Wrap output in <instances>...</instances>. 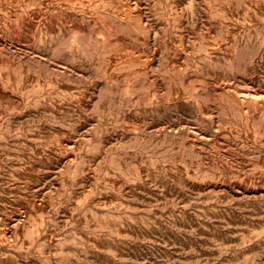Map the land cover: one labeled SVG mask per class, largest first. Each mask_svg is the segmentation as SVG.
<instances>
[{
  "label": "rangeland",
  "instance_id": "374dc122",
  "mask_svg": "<svg viewBox=\"0 0 264 264\" xmlns=\"http://www.w3.org/2000/svg\"><path fill=\"white\" fill-rule=\"evenodd\" d=\"M122 1L79 0L67 36L0 3V264H264V0Z\"/></svg>",
  "mask_w": 264,
  "mask_h": 264
},
{
  "label": "bare ground",
  "instance_id": "6f19581e",
  "mask_svg": "<svg viewBox=\"0 0 264 264\" xmlns=\"http://www.w3.org/2000/svg\"><path fill=\"white\" fill-rule=\"evenodd\" d=\"M91 1L96 5V4H98V3H102V2L108 3V2L115 1L114 3H116V2H119V1H121V0H91ZM141 1H143V0H141ZM149 1H150V0H149ZM149 1L146 0V2H149ZM151 1H154V0H151ZM163 1H164V0H163ZM167 1H168V0H167ZM76 2L78 3L79 0H0L1 5H2V4H5V5L8 6V8L13 7L14 9L16 8V9H18V10L23 9L22 7H28L29 5H30V7H33V6H31L32 4H33V5H36V6H37L38 13H40V14L42 15V16H38V19H40V17H42V20L40 19V21H42V23L44 22V23H43V26H42V27H44V28H43V31H44V30H47L48 33L50 32V33H55V34H56V33H57V34H63V33H65V35H63V36H67V35H66L67 32L70 31V30H72L73 28L70 29V30H68L67 24H66V26H65V24L62 23L63 20H62V22H61L60 20H58V21H60V22H57V20H55V19H56L55 17H60L61 15L66 14V13H68L67 15H69V14H71L70 12H71L72 10L76 12V11H77V9L75 8V3H76ZM122 2H123V1H122ZM227 2H228V1H227ZM247 2H248V1H247ZM77 3H76V4H77ZM123 3H126V4L131 3V4L134 5L136 2L134 1V3H133V1L130 2V0H125V2H123ZM141 3H142V2H141ZM167 3H168V2H167ZM50 4H53L54 6L52 5V7H50V6H49ZM87 4H88V3H87ZM108 4H109V3H108ZM136 4H138V3H136ZM136 4H135V5H136ZM149 4H150V3H149ZM149 4L146 3L145 5H149ZM217 4H218V3H217ZM238 4H239V3H238ZM1 5H0V6H1ZM116 5H117V6L119 5V7H120L121 4L118 3V4H116ZM135 5H134V6H135ZM153 5H154V4H153ZM158 5H159V2H158ZM167 5H169V4H167ZM7 6H5V7H7ZM77 6H78V5H77ZM79 6H80V4H79ZM85 6H86V3L83 1V2H82V10L85 8ZM96 6H99V5H96ZM96 6H94V7H96ZM129 6H130V5H129ZM159 6H161V5H159ZM30 7H29V8H30ZM38 7H39L40 9H38ZM111 7H112V6H111ZM136 7H137V6H136ZM167 7H168V6H167ZM216 7H217V6H216ZM0 8H1V7H0ZM13 8H12V9H13ZM88 8H89V7H87V9H88ZM91 8H92V7H91ZM97 8H98V7H97ZM99 8H100V7H99ZM129 8H130V7H129ZM131 8H134V7H131ZM140 8H141V7H140ZM5 9H6V8H5ZM5 9H4V10H5ZM100 9H101V8H100ZM106 9H107V7H106ZM106 9H104V12H105ZM125 9H127V8H125ZM125 9H124V10H125ZM142 9H143V8H142ZM149 9H150V8H149ZM231 9H232V8H231ZM2 10H3V9H2ZM78 10H81V9H78ZM88 10H89V9H88ZM91 10H92V9H91ZM102 10H103V9H102ZM124 10H123V11H124ZM133 10L136 12L135 8H134ZM140 10H141V9H140ZM13 11H14V10H13ZM86 11H87V10H86ZM97 11H98V10H97ZM110 11H111V10H110ZM117 11H118V9H117ZM121 11H122V8H121ZM4 12H5V11H4ZM8 12H9V11H8ZM8 12H7V11L5 12V13L7 14V16H8V15H11V14H10L11 12H10L9 14H8ZM84 12H85V11H84ZM94 12H95V11H94ZM107 12H108V11H107ZM118 12H119V11H118ZM126 12H127V11H126ZM138 12H139V11H138ZM0 13H1V12H0ZM5 13L2 14V15H6ZM90 13H91V12H90ZM98 13H100V12H98ZM119 13H120V12H119ZM136 13H137V12H136ZM142 13H143V12H141L140 15H142ZM13 14H14V13H12V15H13ZM24 14L28 15V13H24ZM33 14H34V13H33ZM36 14H37V13H36ZM40 14H39V15H40ZM93 14H95V13H93ZM96 14H97V12H96ZM100 14H102V13H100ZM104 14H105V13H104ZM117 14H118V13H117ZM122 14H124V13H122ZM131 14H132V13H131ZM0 15H1V14H0ZM2 15H1V16H2ZM29 15H30V14H29ZM37 15H38V14H37ZM102 15H103V14H102ZM106 15H107V14H106ZM108 15H109V14H108ZM133 15H134V14H133ZM221 15H222V14H221ZM1 16H0V19H1ZM24 16H25V15H24ZM33 16H34V18H35L36 15L34 14ZM74 16H75V14H74ZM113 16H114V15H113ZM136 16H137V15H136ZM143 16H144V15H143ZM3 17H4V16H3ZM13 17H14V15H13ZM16 17H17V15H16ZM19 17H23V16H20V15H19ZM19 17H18V18H19ZM30 17H32V16H30ZM65 17H66V16H65ZM79 17H80V16H79ZM79 17H78V19H75V20L78 21V20H79ZM105 17H106V16H105ZM111 17H112V16H111ZM121 17H123V16H121ZM124 17H125V16H124ZM130 17H131V16H130ZM5 18H6V17H5ZM8 18H9V17H8ZM14 18H15V17H14ZM18 18H17V19H18ZM24 18H26V17H24ZM28 18H29V17H28ZM61 18H62V17H61ZM67 18H68V17H67ZM72 18H73V17H72ZM72 18H71V19H72ZM81 18H82V17H81ZM81 18H80L79 21H81ZM83 18H84V17H83ZM95 18H96V17H95ZM112 18H114V17H112ZM29 19L31 20V18H29ZM58 19H59V18H58ZM90 19H91V18H90ZM100 19H101V18H100ZM116 19H118V18H116ZM142 19H143V18H142ZM144 19H145V17H144ZM151 19H152V18H151ZM155 19H156V18H155ZM157 19H158V18H157ZM190 19H191V18H190ZM4 20H5V19H4ZM4 20H3V21H4ZM7 20H8V19H7ZM9 20H10V18H9ZM9 20H8V21H9ZM11 20H12V19H11ZM18 20H19V19H18ZM36 20H37V19H36ZM75 20H74V21H75ZM91 20H92V19H91ZM109 20H110V19H109ZM114 20H115V19H114ZM118 20H122V19H118ZM118 20H117V21H118ZM139 20H140V19H139ZM12 21H13V20H12ZM20 21H23V18H22V20H20ZM31 21H32V20H31ZM31 21H30V22H31ZM34 21H35V20H34ZM37 21H38V20H37ZM85 21H86V20H85ZM97 21H99V19H98ZM14 22H16V21H14ZM92 22H93V21H92ZM112 22H113V21H112ZM118 22H119V21H118ZM118 22H117V23H118ZM129 22H130V21H129ZM139 22H141V21H139ZM0 23H1V22H0ZM4 23H7L6 20H5V22H3V24H4ZM11 23H12V22H11ZM22 23H23V22H22ZM25 23H27V21H25ZM25 23H23V24H25ZM33 23H34V22H33ZM33 23H31V24L34 25ZM80 23H81V22H80ZM95 23H96V22H95ZM95 23H92V24H95ZM101 23H102V20H101ZM105 23H106V22H105ZM114 23H115V22H114ZM124 23H125V22H124ZM132 23L135 24V23H137V21H136L135 23H134L133 21H131V24H132ZM144 23H145V21L143 22V24H144ZM148 23H149V22H148ZM157 23H158V22H157ZM174 23H175V21H174ZM177 23H178V22H177ZM3 24H1V25H2V28H3ZM13 24H14V23H12V25H13ZM68 24H69V23H68ZM106 24H107V23H106ZM108 24H109V23H108ZM126 24H128V23L126 22ZM133 24H132V25H133ZM141 24H142V23H141ZM141 24H140V25H141ZM17 25H18V23H17ZM36 25H37V24L35 23V26H34V27H36ZM41 25H42V24H41ZM69 25H71V24H69ZM76 25H77V23H76ZM78 25H80V24H78ZM78 25H77V26H78ZM85 25H86V24H84V28H85ZM87 25H88V24H87ZM97 25H98V24H97ZM104 25H105V24H104ZM109 25H110V24H109ZM114 25H115V24H114ZM122 25H123V21H122ZM147 25H148V24H147ZM15 26H16V25H15ZM90 26H91V25H90ZM90 26H89V27H90ZM92 26H93V25H92ZM95 26H96V25H95ZM95 26H94V27H95ZM98 26H99V25H98ZM117 26H118V25H117ZM142 26H143V25H142ZM148 26H149V29H150V26H151V25H148ZM154 26H155V25H154ZM179 26H180V25H179ZM10 27H11V26H10ZM10 27H8V28H10ZM23 27H24V25H23ZM42 27L40 26L39 28H42ZM69 27H70V26H69ZM86 27H87V26H86ZM94 27H93L92 29H95ZM100 27H101V26H99V28H100ZM114 27H115V26H113V28H114ZM129 27H130V26H129ZM129 27H128V28H129ZM137 27H138V26H137ZM159 27H160V26H159ZM175 27H176V26H175ZM223 27H224V26H223ZM223 27H222V28H223ZM225 27H226V26H225ZM12 28H13V27H12ZM30 28H31V25H30ZM30 28H27V29H28V30H31ZM70 28H71V27H70ZM105 28H106V27H105ZM113 28H111V29L113 30ZM131 28H132V27H131ZM135 28H136V27H134V29H135ZM152 28H153V25H152ZM152 28H151V29H152ZM156 28H158V27H156ZM18 29H19V27H18ZM23 29H24V28H23ZM33 29H34V28H33ZM80 29H81V28H80ZM85 29H86V28H85ZM88 29H90V28H88ZM96 29H97V28H96ZM100 29H101V28H100ZM102 29H103V27H102ZM102 29H101V30H102ZM119 29H120V28H119ZM125 29H127V27H125ZM164 29H165V28H164ZM164 29H163V30H164ZM171 29H172V28H171ZM175 29H176V28H175ZM7 30H9V29H7ZM12 30H13V29H12ZM19 30H20V29H19ZM35 30H36V28H35ZM39 30H40V29H39ZM90 30H91V29H90ZM130 30H131V29H130ZM160 30H162V29H160ZM179 30H181V27H180ZM224 30H225V28H224ZM25 31H26V29H25ZM32 31H33V30H32ZM47 31H46V32H47ZM83 31H84V30H83ZM95 31H96V30H95ZM114 31L116 32V29H115ZM151 31H152V30H151ZM10 32H11V30H10ZM20 32H21V31H20ZM28 32H29V31H28ZM28 32H26V33H28ZM79 32H80V31H79ZM85 32H87V31H85ZM111 32H112V31L110 30L109 33H111ZM124 32H126V31L124 30ZM131 32H132V31H131ZM158 32H159V31H158ZM158 32H157V33H158ZM172 32H173V31H172ZM175 32H176V31H175ZM235 32H236V31H235ZM29 33H31V32H29ZM32 33H33V32H32ZM37 33H38V32H37ZM39 33H40V31H39ZM39 33H38V34H39ZM50 33H49V34H50ZM69 33H71V31H70ZM93 33H94V32H93ZM118 33H119V32H118ZM132 33H133V32H132ZM152 33H153V31H152ZM176 33H177V32H176ZM181 33H182V32H181ZM221 33H222V32H221ZM228 33H229V32H228ZM233 33H234V32H233ZM11 34H12V33H11ZM18 34H19V33H18ZM44 34H46V33H44ZM97 34H98V32H97ZM104 34H105V33H104ZM122 34H123V33H122ZM128 34H129V32H128ZM133 34H135V33H133ZM178 34H179V32H178ZM31 35H32V34H30V36H31ZM39 35H41V34H39ZM74 35H75V34H74ZM74 35H72V36H74ZM78 35H79V34H78ZM87 35H89V34H87ZM116 35H117V34H116ZM155 35H156V34H155ZM157 35H158V34H157ZM159 35H160V34H159ZM171 35H172V34H171ZM173 35H174V33H173ZM179 35H180V34H179ZM224 35H225V34H224ZM231 35H232V34H231ZM23 36H24V35H23ZM26 36L29 37L28 35H26ZM34 36H35L34 38L36 39V36H37V35H34ZM48 36H49V35L47 34L46 37H48ZM72 36L69 34V37H71V39H72ZM75 36H76V35H75ZM99 36H100V35H99ZM107 36H108V34H107ZM111 36H112V35H111ZM124 36H125V35H124ZM124 36H123V39H124ZM142 36H143V35H142ZM175 36H176V35H175ZM233 36H234V38H235V34H234ZM31 37H32V36H31ZM50 37H51V36H50ZM81 37H82V36L80 35V36H79V39H81ZM105 37H106V35H105ZM114 37H115V36H114ZM114 37H113V38H114ZM139 37H141V36H139ZM155 37H156V36H155ZM160 37H161V36H160ZM32 38H33V37H32ZM32 38H31V39H32ZM38 38H39V36H38ZM38 38H37V39H38ZM61 38H64V37L61 36ZM74 38H75V37H74ZM82 38H84L83 40H85V35H84V37H82ZM86 38H87V36H86ZM96 38H97V37H95V39H96ZM127 38H128V37H127ZM137 38H138V37H137ZM141 38H142V37H141ZM141 38L139 39V41L141 40ZM150 38H152V37H150ZM232 38H233V37H232ZM3 39H4V38H3ZM22 39H23V38H22ZM40 39H41V38H40ZM44 39H46V38H44ZM71 39H70V41H71ZM75 39H76V38H75ZM75 39H72V40H75ZM98 39H99V37H98ZM102 39L104 40V38H101L99 41H101ZM116 39H119V38L117 37ZM116 39L114 38V40H116ZM128 39H130V38H128ZM135 39H136V38H135ZM158 39H159V38H158ZM160 39H161V38H160ZM171 39H172V37H171ZM177 39H178V37H177ZM221 39H222V38H221ZM38 40H39V39H38ZM46 40H47V39H46ZM50 40H52V39H50ZM60 40H62V39H60ZM67 40L69 41V38H68ZM86 40H87V39H86ZM174 40H175V39H174ZM178 40H180V39H178ZM182 40H183V39H182ZM235 40H236V39H235ZM10 41H11V40H10ZM42 41H43V39L40 40V43H42ZM47 41H49V38H48ZM47 41H45V42H47ZM64 41H65V40H64ZM75 41H76V40H75ZM75 41H73V42H75ZM112 41H113V40H112ZM130 41H131V40H130ZM151 41H152V40H151ZM206 41H207V40H206ZM233 41H234V40H233ZM245 41H246V40H245ZM52 42H53V41H52ZM71 42H72V41H71ZM73 42H72V43H73ZM79 42L81 43V45L83 44V43H82L81 41H79V40H78V43H77V41H76V44H79ZM87 42H88V41H87ZM96 42H97V41H96ZM96 42H95V43H96ZM121 42H122V41H121ZM144 42H145V41H144ZM156 42H157V41H156ZM158 42H159V41H158ZM158 42H157V43H158ZM178 42H179V41H178ZM191 42H192V41H191ZM3 43H4V42H3ZM50 43H51V42H50ZM66 43H67V42H66ZM122 43H123V42H122ZM124 43H125V42H124ZM134 43H135V42H134ZM139 43H140V42H139ZM141 43H142V41H141ZM141 43H140V44H141ZM151 43H152V42H151ZM176 43H177V40H176ZM179 43H180V42H179ZM189 43H190V42H189ZM192 43H193V42H192ZM196 43H197V42H196ZM231 43H232V42H231ZM21 44H22V43H21ZM51 44H52V43H51ZM54 44H55V43H54ZM69 44H70V42L68 43V45H69ZM84 44H85V43H84ZM84 44H83V46H84ZM97 44H98V43H97ZM102 44H103V43H102ZM135 44L137 45L138 42H136ZM153 44H154V43H153ZM174 44H175V43H174ZM204 44H205V43H204ZM233 44H234V43H233ZM52 45H53V44H52ZM52 45H51V47H52ZM58 45H59V44H58ZM72 45L74 46V44H72ZM98 45H99V44H98ZM105 45H106V44L102 45V48L105 49V51H108L107 49H109V48H108L109 46L106 47V48H107V49H106V48H105ZM109 45H110V43H109ZM128 45H129V43H128ZM143 45H145V44H143ZM151 45H152V44H151ZM205 45H206V44H205ZM207 45H208V44H207ZM70 46H71V45H70ZM76 46H77V45H76ZM76 46H74V47H72V48H75ZM83 46H82V47H83ZM103 46H104V47H103ZM111 46H112V44H111ZM123 46H124V45H123ZM132 46H133V45H132ZM132 46H131V48H132ZM145 46H147V45H145ZM145 46H144V47H145ZM153 46H154V45H152V47H153ZM176 46H177V44H176ZM176 46H175V47H176ZM201 46H202V45H201ZM53 47H54V46H53ZM66 47H69V46H66ZM127 47H128V46H127ZM175 47H174V49H175ZM178 47H179V46H178ZM178 47H177V48H178ZM180 47H181V46H180ZM182 47H183V46H182ZM184 47H185V46H184ZM206 47H207V46H206ZM231 47H232V46H231ZM56 48H58V47H56ZM77 48H78V47H77ZM77 48H76V49H77ZM84 48H87L86 45H85ZM121 48H123V47H121ZM146 48H147V47H146ZM194 48H195V47H194ZM53 49H55V47H54ZM90 49H91V48H90ZM94 49H95V48H94ZM115 49H116V47H115ZM178 49H180V48H178ZM207 49H208V47L206 48V50H207ZM209 49H210V48H209ZM17 50H18V49H17ZM78 50H79V48H78ZM78 50H75V54H76V51H78ZM85 50H86V49H85ZM87 50H89V48H88ZM87 50H86V51H87ZM139 50H140V49H139ZM149 50H151V52H152V49L149 48ZM183 50H184V48H183ZM210 50H211V49H210ZM52 51L54 52V50H52ZM67 51H68V50H67ZM80 51H81V50H80ZM92 51H94V50L92 49ZM100 51H101V50H100ZM146 51H148V50L146 49ZM174 51H175V50H174ZM179 51H180V50H179ZM199 51H200V50H199ZM203 51H204V50H203ZM56 52H57V51H56ZM71 52H72V51H71ZM71 52H70V53H71ZM78 52H79V51H78ZM78 52H77V53H78ZM109 52H113V53L111 54V56L113 55L114 57H115V56L117 57L118 55H121L122 57L127 56V60H128V57L131 58V57L133 56V51L131 52V51H129V49L127 50V49L125 48V46H124V52H123L122 50H121V51H119V50H110V51H108L107 53L109 54ZM120 52H122V53H120ZM148 52H150V51H148ZM208 52H209V50H208ZM210 52H212V51H210ZM50 53H52V52H50ZM80 53H81V52H80ZM104 53H105V52H104ZM142 53H143L142 51H139L138 54H141V55H142ZM145 53H146V52H145ZM145 53H143V54H145ZM181 53H182V52H181ZM87 54L89 55V52H88V51H87ZM98 54H99V53H98ZM174 54H175V53H174ZM176 54H177V53H176ZM178 54H179V53H178ZM192 54H193V52H192ZM192 54H191V52H190L188 55L192 56ZM76 55H77V54H76ZM106 55H107V54H106ZM180 55H181V54H180ZM184 55H186V54H184ZM212 55H213V54H212ZM58 56H59V55H58ZM72 56H74V54H73ZM77 56H78V55H77ZM89 56H90V55H89ZM89 56H87V57H89ZM92 56H93V55H92ZM101 56H102V55H101ZM111 56H110V57H111ZM134 56H135V54H134ZM137 56H140V55H137ZM137 56H136V57H137ZM149 56H150V55H149ZM151 56H152V55H151ZM154 56H155V54H154ZM202 56H203V55H202ZM210 56H211V55H210ZM34 57H35V55H34ZM63 57H64V56H63ZM75 57H76V56H75ZM108 57H109V56H108ZM108 57L106 56V58H108ZM110 57H109V58H110ZM114 57H113V58H114ZM181 57H182V56H181ZM200 57H201V56H200ZM203 57H204V56H203ZM206 57H207V56H206ZM206 57H205V58H206ZM212 57H213V56H212ZM47 58H48V57H47ZM60 58H61V57H60ZM64 58H65V57H64ZM82 58H86V57H82ZM95 58H96V57H95ZM103 58H104V56H103ZM109 58H108V59H109ZM118 58H119V57H118ZM141 58H142V57H141ZM172 58H173V56H172ZM178 58H179V57H178ZM178 58H177V59H178ZM207 58H208V57H207ZM38 59H39V58H38ZM77 59H78V58H77ZM86 59H87V58H86ZM90 59H92V58H90ZM96 59H98V58H96ZM108 59H107V61L109 62L110 60H108ZM110 59L112 60V57H111ZM116 59H117V58H116ZM125 59H126V58H125ZM134 59H135V57H134ZM134 59H133V60H134ZM88 60H89V59H88ZM99 60H100V59H99ZM99 60H98V61H99ZM101 60H102V57H101ZM120 60H121V59H120ZM120 60H119V62H120ZM129 60H130V59H129ZM147 60H148V59H147ZM147 60H146V62H147ZM211 60H212V59H211ZM94 61H96V60H94ZM113 61H114V60H113ZM131 61H132V60H131ZM131 61H129V62H131ZM138 61H139V60H138ZM173 61H174V64H175V63H177V62H175V61H178V60H173ZM173 61H172V62H173ZM190 61H192V60L190 59ZM104 62H106V60H105ZM119 62H118L117 64H120ZM123 62H124V61H123ZM129 62H128V63H129ZM192 62H193V61H192ZM204 62H205V61H204ZM212 62H213V61H212ZM214 62H216V61H214ZM257 62H258V61H257ZM60 63H61V62H60ZM84 63H85V62H84ZM91 63H92V62H91ZM102 63H103V62H102ZM102 63H101V64H102ZM113 63H114V62H113ZM124 63H125V62H124ZM124 63H123V65H125V64L128 65V63H125V64H124ZM206 63H207V61H206ZM209 63H211V62L209 61ZM235 63H236V62H235ZM62 64H63V63H62ZM115 64H116V63H115ZM182 64H183V63H182ZM185 64H186V63H185ZM57 65H58V64H57ZM107 65H108V64H107ZM121 65H122V64H121ZM149 65H150V64H149ZM175 65H177V64H175ZM191 65H192V64H191ZM253 65H255V64H253ZM55 66H56V65H55ZM63 66H66V65L64 64ZM87 66H88V64H87ZM92 66H93V65H92ZM92 66H90V67H92ZM143 66H144V64H143ZM108 67H110V66L108 65ZM111 67H112V66H111ZM120 67H121V66H120ZM120 67L118 66V67H116V68H120ZM168 67H169V66H168ZM181 67H182V66H181ZM188 67H189V66H188ZM188 67H186V68H188ZM102 68H103V67H102ZM104 68L107 69V67H104ZM104 68H103V69H104ZM123 68H125V66H124V67L122 66L121 69H123ZM134 68H135V67H134ZM134 68H133V69H134ZM136 68H137V67H136ZM142 68H143V67H142ZM174 68H175V67H174ZM245 68H246V67H245ZM82 69H83V68H82ZM93 69H94V66H93ZM95 69H97V68H95ZM111 69L113 70V68H111ZM111 69H110V71H112ZM131 69H132V68H131ZM138 69H139V68H138ZM63 70H64V69H63ZM65 70H66V68H65ZM65 70H64V71H65ZM116 70H117V69H116ZM129 70H130V69H129ZM142 70H143V69H142ZM106 71H108V70H106ZM114 71H115V70H114ZM114 71H112V72L114 73ZM145 71H146V70H145ZM180 71H181V70H180ZM182 71H183V70H182ZM142 72L144 73V71H142ZM108 73H110V72H108ZM19 74H20V73H19ZM98 74H99V73H98ZM181 74H183V73H181ZM84 76H85V75H84ZM103 76H104V75H103ZM182 77H184V76L182 75ZM186 78H187V77H186ZM176 79L178 80V77H177ZM237 79H238V78H237ZM239 79H240V78H239ZM245 79H246V78H245ZM55 80H56V79H55ZM158 80H159V79H158ZM240 80H241V79H240ZM240 80H239V81H240ZM250 80H251V79H250ZM5 81H6V80H5ZM160 81H161V80H160ZM179 81H180V80H179ZM185 81H186V80H185ZM185 81H184V83H185ZM231 81H232V80H231ZM246 81H247V80H246ZM1 82H2V81H1ZM186 82H187V81H186ZM240 82H241V81H240ZM242 82H244V81H242ZM86 83H87V82H86ZM180 83H181V82H180ZM180 83H179V84H180ZM222 83H223V82H222ZM195 84H196V83H195ZM205 84H206V83H205ZM245 84H248V83L246 82ZM186 85H187V84H186ZM197 85H198V84H197ZM206 85H207V84H206ZM256 85H257V84H256ZM0 86L2 87L1 84H0ZM182 86H183V85H182ZM202 86H203V85H202ZM224 86H226V85H224ZM238 86H239V85H238ZM187 87H188V86H187ZM244 87H245V86H244ZM197 88H198V87H197ZM209 88H210V86H209ZM209 88H208V89H209ZM195 89H196V88H195ZM251 89H252V88H251ZM3 90H4V88H3ZM243 90H245V89L243 88ZM247 90L249 91L250 89H247ZM0 91H1V90H0ZM200 91H201V90H200ZM213 91H214V90H213ZM250 91H251V90H250ZM5 92H6V91H5ZM198 92H199V90H198ZM203 92H204V91H203ZM208 92H209V91H208ZM211 92H212V91H211ZM211 92H210V93H211ZM239 92H240V91H239ZM255 92H256V91H255ZM200 93H201V92H200ZM235 93H236V92H235ZM249 93H250V92H249ZM5 94H6V93H5ZM5 94H4V95H5ZM212 94H213V93H212ZM233 94H234V93H233ZM241 94H242V96H243L244 93L241 92ZM4 95H3V96H4ZM210 95H211V94H210ZM246 95H247V94H246ZM248 95H249V94H248ZM248 95H247V96H248ZM250 95H251V94H250ZM250 95H249V97H252V96H253V95H252V96H250ZM8 96H9V95H8ZM205 96H206V95H205ZM211 96H213V95H211ZM211 96H209V97H211ZM220 96H221V95H220ZM220 96H219V97H220ZM234 96H235V95H233V97H234ZM254 96H255V94H254ZM257 96H258V95H257ZM6 97H7V96H6ZM244 97H245V98L242 99V101H243V100H244V101L246 100V96H244ZM249 97H247V98L249 99ZM255 97H256V96H255ZM10 98H11V97H10ZM211 98H215V96H214V97H211ZM216 98H217V97H216ZM226 98H227V97H226ZM238 98H239V97H238ZM238 98H236L237 101H238ZM240 98H242V97H240ZM257 98H258V97H257ZM1 99H2V94H1ZM4 99H5V98H4ZM7 99H8V98H6V100H7ZM224 99H225V98H224ZM224 99H223V100H224ZM2 100H3V99H2ZM212 100H214V99H212ZM215 100H216V99H215ZM218 100H219V99H218ZM218 100H217V101H218ZM227 100H228V99H227ZM252 100H254V97L252 98ZM263 100H264V99H263ZM263 100H262V101H263ZM10 101H11V99H10ZM229 101H230V100H229ZM233 101H234V100H233ZM256 101H257V99H256ZM253 102H254V101H253ZM260 102H261V101H260ZM229 103H230V102H229ZM248 103H249V102H248ZM254 103H255V102H254ZM254 103H253V104H254ZM256 103H258V102H256ZM263 103H264V101H263ZM245 104H246V103H245ZM211 105H212V104H211ZM241 105H242V104H241ZM246 105H247V104H246ZM249 105H250V104H249ZM254 105H255V104H254ZM254 105H252V106H250V107H253ZM256 105H259V104H256ZM260 105H261V104H260ZM223 107H224V106H223ZM242 107H243V106H241V109H242ZM255 107H256V106H255ZM238 108H239V106H238ZM243 108H244V107H243ZM263 108H264V107H263ZM247 109H248V108H247ZM0 110H1V109H0ZM242 110H246V109H242ZM260 110H261V109H260ZM201 111H202V110H201ZM227 112H228V111H227ZM229 112H230V110H229ZM208 113H209V112H208ZM208 116H209V115H208ZM241 116H242V115H241ZM0 119H1V118H0ZM244 119H245V118H244ZM199 120H200V119H199ZM235 120H236V119H235ZM239 120H240V119H239ZM244 121H246V120H244ZM86 124H87V123H86ZM203 125H204V124H203ZM203 125H202V126H203ZM208 125H209V124H208ZM236 125H237V124H236ZM242 125H245V124H242ZM237 126L240 127V125H237ZM156 127H157V126H156ZM205 127H206V126H205ZM245 127H246V126H245ZM61 128H62V127H61ZM242 128H243V127H242ZM242 128H241V129H242ZM206 129H207V127H206ZM209 129H210V127H209ZM233 129H234V128H233ZM235 129H236V128H235ZM247 129H248V128H247ZM154 130H155V129H154ZM160 130H161V129H160ZM191 130H192V129H191ZM236 130H238V129H236ZM145 131H146V130H145ZM238 131H239V130H238ZM244 131H245V130H244ZM244 131H243V132H244ZM139 132H140V131H139ZM190 132H192V131H190ZM232 132H233V131H232ZM247 132H248V131H247ZM255 132L258 133L257 131H255ZM64 133H65V132H64ZM192 133H193V132H192ZM263 133H264V132H263ZM185 134H186V133H185ZM194 134H195V133H194ZM223 134H224V133H223ZM241 134H243V133L241 132ZM62 135H63V134H62ZM192 135H193V134H192ZM192 135H191V136H192ZM195 135H198V133L195 134ZM206 135H207V134H206ZM243 135H244V134H243ZM247 135H248V133H247ZM247 135H246V136H247ZM263 135H264V134H263ZM236 136H237V135H236ZM238 136H239V135H238ZM241 136H242V135H241ZM241 136H240V138H241ZM251 136H253L252 133H251ZM256 136H257V135H256ZM193 137H194V136H193ZM198 137H199V136H198ZM39 138H40V137H39ZM58 138H59V137H58ZM200 138H201V137H200ZM204 138H206V137H202V139H204ZM217 138H218V137H217ZM15 139H16V138H15ZM114 139H115V138H114ZM194 139H195V138H194ZM194 139H193V140H194ZM208 139H209V138H208ZM258 139H259V138H258ZM18 140H19V139H18ZM22 140H23V139H22ZM198 140H199V139H198ZM259 140H260V139H259ZM20 141H21V140H20ZM186 141H187V140H186ZM196 141H197V139H196ZM201 141H202V140H201ZM58 142H59V141H58ZM198 142H199V141H198ZM240 142H241V140H240ZM257 142H258V141H257ZM24 143H25V142H24ZM65 143H66V142H65ZM183 143H184V142H183ZM193 143H194V142H193ZM196 143H197V142H196ZM204 143H205V142H204ZM208 143H209V141H208ZM241 143H243V142H241ZM259 143H260V142H259ZM21 144H23L22 141H21ZM73 144H74V143H73ZM19 145H20V144H19ZM200 145H201V144H200ZM23 146H24V145H23ZM181 146H183V144H182ZM186 146H187V145H186ZM192 146H193V145H192ZM202 146H203V145H202ZM228 146H229V145H228ZM259 146H260V145H259ZM259 146H258V147H259ZM2 147H3V146H0V148H2ZM24 147H25V146H24ZM24 147H23L22 149H24ZM30 147H31V145H30ZM188 147H189V146H188ZM230 147H231V146H230ZM6 148H8V147H6ZM20 148H21V147H20ZM20 148H19V149H20ZM185 148H186V147H185ZM131 149H132V148H131ZM20 150H21V149H20ZM200 150H201V149H200ZM207 150H208V149H207ZM38 151H39V150H38ZM184 151H185V149H184ZM191 151H192V150H191ZM193 151H194V150H193ZM208 151H209V150H208ZM210 151H211V150H210ZM25 152H26V151H25ZM25 152H24V153H25ZM36 152H37V151H36ZM180 152H181V151H180ZM185 152H186V151H185ZM195 152H196V151H195ZM24 153H23V154H24ZM26 153H27V152H26ZM40 153H41V151H40ZM46 153H48V152H46ZM175 153H176V152H175ZM175 153H174V154H175ZM208 153H209V152H208ZM239 153H240V152H239ZM9 154H10V153H9ZM28 154H29V153H28ZM199 154H200V153H199ZM248 154H249V153H248ZM2 155H3V154H2ZM2 155H0V156H2ZM19 155H20V154H19ZM26 155H27V154H26ZM29 155H30V154H29ZM4 156H5V155H4ZM11 156H12V155H11ZM44 156H45V155H44ZM177 156H178V155H177ZM211 156H212V155H211ZM224 156H225V155H224ZM71 157H72V156H71ZM203 157H204V156H203ZM228 157H229V156H228ZM5 158H6V156H5ZM98 158H99V157H98ZM200 158L202 159V157H200ZM6 159H7V158H6ZM92 159H93V158H92ZM248 159H249V158H248ZM0 160L3 161L2 158H0ZM11 160H12V159H11ZM13 160H14V158H13ZM27 160H28V159H27ZM38 160H39V158H38ZM98 160H99V159H98ZM98 160H97V161H98ZM230 160H231V159H230ZM19 161H20V160H19ZM19 161H18V163L20 164ZM23 161H24V160H23ZM28 161H29V160H28ZM43 161H44V158H43ZM73 161H74V160H73ZM99 161H101V159H100ZM200 161H202V160H200ZM205 161H207V160H205ZM8 162H9V160H8ZM14 162H15V161H14ZM39 162H41V160H39ZM93 162H94V161H93ZM207 162H208V161H207ZM238 162H239V161H238ZM2 163H4V162H2ZM2 163H0V165H1ZM28 163H29V162H28ZM65 163H67V162H65ZM68 163H69V162H68ZM196 163H197V165L199 164L198 162H196ZM204 163H205V162H204ZM6 164H8V163H6ZM15 164H16V163H15ZM192 164H194V163H192ZM205 164H206V163H205ZM13 165H14V164H13ZM17 165H18V164H17ZM195 165H196V164H195ZM199 165H200V164H199ZM202 165H203V164H202ZM3 166H4V168L6 169V167H5L6 165L3 164ZM14 166H15V165H14ZM1 167H2V166H1ZM8 167H9V165H8ZM18 167H19V166H18ZM30 167H31V166H30ZM190 167H191V166H190ZM196 167H198V166H196ZM206 167H207V166H206ZM209 167H210V166H209ZM238 167H239V166H238ZM19 168H20V167H19ZM21 168H22V167H21ZM21 168H20V169H21ZM31 168H32V167H31ZM20 169H19V170H20ZM23 169H24V168H23ZM90 169H91V168H90ZM176 169H177V168H176ZM195 169H196V168H195ZM223 169H224V168H223ZM0 170H1V169H0ZM21 170H22V169H21ZM92 170H93V169H92ZM169 171H171V170H169ZM0 172H1V171H0ZM18 172H19V171H18ZM23 172H24V171H23ZM141 172H142V171H141ZM141 172H139V173H141ZM36 174H38V173H36ZM36 174H35V175H36ZM156 174H157V173H156ZM218 174H219V173H218ZM136 175H137V174H136ZM138 175H139V174H138ZM140 175H141V174H140ZM24 176H25V175H24ZM18 177H19V176H18ZM18 177H16V179H17ZM20 177L22 178L23 176L21 175ZM26 177H28V176H26ZM36 177H37V176H36ZM61 177H62V176H61ZM139 177H141V176H139ZM38 178H39V177H38ZM19 179H20V178H19ZM22 179H24V178H22ZM39 179H41V178H39ZM76 179H77V178H76ZM133 179H134V178H133ZM2 180H3V179H2ZM5 180H6V179H5ZM138 180H139V179H138ZM258 180H259V179H258ZM19 181H20V180H19ZM21 181L24 182V180H21ZM25 181H26V180H25ZM27 181H28V180H27ZM27 181H26V182H27ZM39 181H40V180H39ZM260 181H261V180H260ZM73 182H75V179H73ZM131 182H132V181H131ZM116 183H117V182H116ZM133 183H134V182H133ZM29 184H30V183H29ZM29 184H28V185H29ZM134 184H135V183H134ZM73 185H74V183H73ZM78 185H79V184H78ZM69 186H70V185H69ZM74 186H75V185H74ZM110 186H111V185H110ZM213 186H214V185H213ZM216 186H217V185H216ZM24 187H25V186H24ZM26 187H27V185H26ZM29 187H30V186H29ZM71 187H72V185H71ZM116 187H117V186H116ZM56 188H57V187H56ZM112 188H113V186H112ZM222 188H223V187H222ZM70 189H71V188H70ZM72 189H73V188H72ZM72 189H71V190H72ZM119 189H120V188H119ZM119 189H118V190H119ZM210 189H211V188H210ZM218 189H219V188H218ZM218 189H217V190H218ZM182 190H183V189H182ZM207 190H208V188L206 189V191H207ZM211 190H213V189H211ZM262 190H263V189H262ZM114 191H116V190H114ZM119 191H120V190H119ZM214 191H216V190H214ZM227 191H228V190H227ZM234 191H237V190L235 189ZM17 192H18V191H17ZM69 192H70V191H69ZM72 192H73V191H72ZM74 192H75V191H74ZM117 192H118V191H117ZM120 192H121V191H120ZM120 192H119V193H120ZM210 192H211V191H210ZM212 192H213V191H212ZM239 192H240V191H239ZM247 192H248V191H247ZM250 192H251V191H250ZM28 193H29V192H28ZM113 193H115V192H113ZM237 193H238V192H237ZM29 194H31L30 196H32V193H29ZM29 194H28V195H29ZM69 194H70V193H69ZM245 194H246V192H245ZM18 195H19V194H18ZM25 195H26V194H25ZM48 195H49V194H48ZM115 195H116V194H115ZM123 195H124V194H123ZM162 195H163V194H162ZM233 195H234V194H233ZM233 195L231 194V196H233ZM19 196H20V195H19ZM22 196H23V195H22ZM113 196H114V195H113ZM119 196H120V194H119ZM121 196H122V194H121ZM246 196H247V195H246ZM246 196H245V197H246ZM20 197H21V196H20ZM23 197H24V199H25V196H23ZM27 197H28V196H27ZM32 197H34V196H32ZM115 197H116V196H115ZM248 197H249V196H248ZM250 197H252L253 199H258V200H256V201H258V204H263V205H264V192H263V191L258 190V192H254V193H252V195H251ZM29 198H30V197H28L27 200H29ZM116 198H117V197H116ZM116 198L114 199V198L112 197V199H114V202H115ZM239 198H240V197H239ZM33 199H34V198H33ZM20 200L23 201V198L20 199ZM31 200H32V199H31ZM109 200H110V197H109ZM118 200H119V199H118ZM121 200H122V199H121ZM124 200H125V199H124ZM237 200H238V199H237ZM25 201H26V200H25ZM34 201H35V200H34ZM116 201H117V200H116ZM119 201H120V200H119ZM156 201H157V200H156ZM165 201H166V200H165ZM23 202H24V201H23ZM26 202H27V201H26ZM26 202H25V203H26ZM28 202L30 203V201H28ZM32 202H33V201H32ZM40 202H41V201H40ZM123 202H124V201H123ZM123 202H122V203H123ZM139 202H140V201H139ZM139 202H138V203H139ZM236 202H237V201H236ZM97 203H98V202H97ZM97 203H96V204H97ZM224 203H225V202H224ZM9 204H10V203H9ZM37 204H38V203H37ZM96 204H95V205H96ZM98 204H99V203H98ZM175 204H176V203H175ZM25 205H26V204H25ZM40 205H41V204H40ZM83 205H84V204H83ZM95 205H94V206H95ZM124 205H125V203H124ZM9 206H10V205H9ZM99 206H102V204L99 205ZM99 206H97V207H99ZM179 206H180V205H179ZM22 207H23V206H22ZM170 207H171V206H170ZM174 207H175V206H174ZM5 208H6V207H5ZM7 208H8V207H7ZM7 208H6V209H7ZM32 208H33V207H32ZM41 208H42V207H41ZM53 208H54V207H53ZM99 208H100V207H99ZM121 208H122V207H121ZM125 208H126V206H125ZM29 209H30V207H29ZM48 209H49V208H48ZM55 209H56V208H55ZM113 209H114V208H113ZM113 209H112V210H113ZM118 209H120V207H119ZM26 210H27V209H26ZM94 210H95V209H94ZM110 210H111V209H110ZM112 210H111V211H112ZM115 210H116V209H114V211H115ZM121 210H122V209H121ZM31 211H32V210H31ZM5 212H6V211H5ZM19 212H20V211H19ZM42 212L44 213V211H42ZM47 212H48V210H47ZM6 213H8V212H6ZM48 213H49V212H48ZM60 213H61V212H60ZM24 214H26L25 211H24ZM9 215H10V214H8L7 216H9ZM35 215H36V214H35ZM40 215H41V214H40ZM40 215H39V216H40ZM26 216H27L26 218H28V215H26ZM48 216L50 217V215H48ZM113 216H114V215H113ZM9 217H10V216H9ZM16 217H17V216H16ZM158 217H159V216H158ZM13 218H14V217H13ZM29 218H31V216H30ZM29 218H28V220H29ZM33 218H34V217H33ZM40 218H41V217H40ZM4 219H5V218H4ZM8 219H9V218H8ZM14 219H15V218H14ZM19 219H20V218H19ZM24 219H25V218H24ZM34 219H36V218H34ZM12 220H13V219H12ZM16 220H17V219H16ZM28 220L26 221L27 223H28ZM30 220H31V219H30ZM30 220H29V221H30ZM47 220H48V217H47ZM78 220H79V219H78ZM6 221H7V220H6ZM14 221H15V220H14ZM23 221H24V220H23ZM23 221H22V222H23ZM33 221H34V220H33ZM12 222H13V221H12ZM2 223H3V222H2ZM24 223H25V222H24ZM24 223H23V224H24ZM31 223H32V222L30 221V224H31ZM164 223H165V222H164ZM259 223H260V222H259ZM259 223H258V224H259ZM261 223H263V225H264V221H262ZM7 224H8V223H7ZM33 224H34V223H33ZM145 224H146V223H145ZM11 225H12V223H11ZM11 225H10V226H11ZM137 225H138V224H137ZM137 225H136V226H137ZM146 225H147V224H146ZM8 226H9V225H8ZM13 226H14V225H13ZM13 226H12V227H13ZM28 226H30V225L28 224ZM85 227H86V226H85ZM143 227H144V226H143ZM13 228H14V227H13ZM82 228H83V227H82ZM259 228H262V227L260 226V224H259ZM259 228H258V229H259ZM263 228H264V226H263ZM9 229H10V228H9ZM9 229H8V230H9ZM26 229L28 230L27 226L25 227V230H26ZM6 230H7V229H6ZM23 230H24V228H23ZM231 230H232V229H231ZM233 230H234V229H233ZM259 230H260V229H259ZM19 231H22V230H19ZM49 231H50V230H49ZM263 231H264V230H263ZM25 232H26V231H25ZM31 232H32V230H31ZM128 232H129V231H128ZM244 232H245V230H244ZM249 232H250V230H249ZM13 233H14V232H13ZM15 233H16V232H15ZM18 233H19V232H18ZM33 233H34V232H33ZM35 233H36V232H35ZM50 233H51V232H50ZM79 233H80V232H79ZM114 233H115V232H114ZM119 233H120V232H119ZM232 233H233V231H232ZM19 234H20V233H19ZM28 234H29V232H28ZM28 234H27V235H28ZM263 234H264V232H263ZM25 235H26V234H24V236H25ZM52 235H53V234H52ZM20 236H21V235H20ZM22 236H23V235H22ZM37 236H38V235H37ZM135 236H136V235H135ZM237 236H238V235H237ZM260 236H261V235H260ZM262 236H264V235H262ZM12 237H14V236H12ZM18 237H19V236H18ZM26 237H28V236H26ZM33 237H34V234H33ZM110 237H111V236H110ZM256 237H257V236H256ZM15 238H16V237H14V239H15ZM19 238H20V237H19ZM63 238H64V237H63ZM127 238H128V237H127ZM189 238H190V237H189ZM232 238H233V237H232ZM232 238H231V239H232ZM236 238H237V237H236ZM236 238H235V240H238V239H236ZM261 238H262V237H261ZM24 239H25V238H24ZM35 239H36V238H35ZM125 239H126V238H125ZM241 239H242V238H241ZM247 239H248V237H247ZM250 239H251V238H250ZM262 239H263V238H262ZM15 240H16V239H15ZM84 240H85V239H84ZM121 240H123V239H121ZM143 240H144V239H143ZM233 240H234V239H233ZM10 241H12V240H11V237H10ZM21 241H22V240H21ZM61 241H62V240H61ZM92 241H93V240H92ZM119 241H120V240H119ZM130 241H131V240H130ZM238 241H239V240H238ZM241 241H243V240H241ZM254 241H255V240H254ZM17 242H18V241H17ZM17 242H16V244H17ZM45 242H46V241H45ZM78 242H79V241H78ZM90 242H91V241H90ZM230 242H231V241H230ZM232 242H233V241H232ZM13 243H14V242H13ZM81 243H83V242H81ZM7 244H8V243H7ZM11 244H12V243H11ZM88 244H90V243H88ZM93 244H94V241H93ZM244 244H246V243H244ZM259 244H260V243H259ZM259 244H258V245H259ZM14 245H15V244H14ZM32 245H33V244H32ZM82 245H83V244H82ZM96 245H97V244H96ZM218 245H219V244H218ZM250 245H253V244H250ZM250 245H249V248H250ZM0 246H2V245H0ZM4 246H5V244H4ZM16 246L19 247V244L16 245ZM22 246H23V245H22ZM22 246H21V247H22ZM88 246H89V245H88ZM91 246H92V245H91ZM94 246H95V245H94ZM97 246H98V245H97ZM101 246H102V244H101ZM237 246H238V245H237ZM243 246H244V245H243ZM253 246H254V245H253ZM259 246H260V245H259ZM24 247H25V246H24ZM39 247H40V246H39ZM46 247H47V246H46ZM67 247H68V246H67ZM103 247H104V246H103ZM227 247H229V246H227ZM262 247H263V245H262ZM78 248H79V247H78ZM78 248H77V249H78ZM230 248H231V247H230ZM230 248H229V249H230ZM249 248H248V249H249ZM18 249H19V248H18ZM18 249H17V250H18ZM29 249H30V248H29ZM32 249H33V248H32ZM37 249H38V248H37ZM37 249H36V251H37ZM65 249H66V248H65ZM93 249H94V248H93ZM232 249H233V246H232ZM246 249H247V246H246ZM3 250H4V249H3ZM14 250H15V249H14ZM70 250H72V249H70ZM75 250H76V249H75ZM96 250H97V249H96ZM238 250H240V249H238ZM244 250H245V249H244ZM263 250H264V249H263ZM4 251H5V250H4ZM11 251H12V250H11ZM19 251H20V249H19ZM19 251H18V253H19ZM32 251H33V250H32ZM68 251H69V250H68ZM76 251H78V250H76ZM79 251H80V250H79ZM79 251H78V252H79ZM236 251H237V250H236ZM12 252L14 253V251H12ZM20 252H21V251H20ZM47 252H48V251H47ZM71 252H72V251H71ZM232 252H234V251H232ZM245 252H247V251H245ZM245 252H244V253H245ZM258 252H259V251H258ZM0 253H1V252H0ZM16 253H17V252H16ZM21 253H22V252H21ZM25 253H26V252H25ZM79 253H80V252H79ZM83 253H84V252H83ZM229 253H230V252H229ZM261 253H262V252H260V256H259V258L261 257ZM26 254H27V253H26ZM68 254H70V253H68ZM80 254H81V253H80ZM13 255H14V254H13ZM15 255H16V254H15ZM19 255H20V254H19ZM19 255H18V256H19ZM82 255H83V254H82ZM243 255H244V254H243ZM255 255H256V254H255ZM230 256H231V255H230ZM22 257H24V256L21 255V258H22ZM56 257H57V256H56ZM76 257H77V256H76ZM80 257H83V256H80ZM80 257H79V259H80ZM232 257H233V255H232ZM19 258H20V257H19ZM195 258H196V256H195ZM195 258H194V259H195ZM251 258H252V257H251ZM77 259H78V258H77ZM200 259H201V258H200ZM216 259H217V258H216ZM25 260H26V259H25ZM47 260H48V258H47ZM123 260H124V258H123ZM175 260H176V259H175ZM72 261H73V260H72ZM74 261H75V260H74ZM79 261H81V260H79ZM238 261H239V260H238ZM39 262H40V261H39ZM45 263H46V262H45ZM57 263H58V262H56V264H57ZM71 263H72V262H71ZM28 264H30V263H28ZM46 264H47V263H46ZM73 264H74V263H73ZM167 264H168V263H167Z\"/></svg>",
  "mask_w": 264,
  "mask_h": 264
}]
</instances>
